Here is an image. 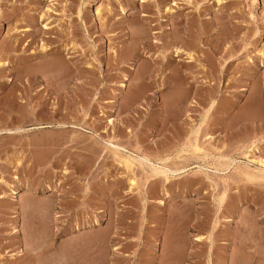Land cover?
I'll list each match as a JSON object with an SVG mask.
<instances>
[{"label":"rangeland","instance_id":"1","mask_svg":"<svg viewBox=\"0 0 264 264\" xmlns=\"http://www.w3.org/2000/svg\"><path fill=\"white\" fill-rule=\"evenodd\" d=\"M0 264H264V0H0Z\"/></svg>","mask_w":264,"mask_h":264},{"label":"bare ground","instance_id":"2","mask_svg":"<svg viewBox=\"0 0 264 264\" xmlns=\"http://www.w3.org/2000/svg\"><path fill=\"white\" fill-rule=\"evenodd\" d=\"M97 11H98V9H97ZM179 83V82H178ZM128 162H130V161H128ZM130 164V163H129Z\"/></svg>","mask_w":264,"mask_h":264}]
</instances>
